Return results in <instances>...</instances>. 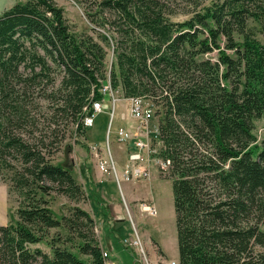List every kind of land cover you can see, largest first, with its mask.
<instances>
[{
  "label": "trees",
  "instance_id": "trees-1",
  "mask_svg": "<svg viewBox=\"0 0 264 264\" xmlns=\"http://www.w3.org/2000/svg\"><path fill=\"white\" fill-rule=\"evenodd\" d=\"M73 1L88 31L55 0L0 13V173L21 197L16 221L0 224V264H106L95 219L78 206L57 219L46 195L84 198L51 157L63 121L78 141L107 83L161 107L154 155L169 161L159 173L171 181L177 264H264V140L253 132L264 115V42L249 26L264 35V0ZM180 12L191 16L174 19ZM60 226L68 234L51 253L31 248ZM75 239L87 258L70 250Z\"/></svg>",
  "mask_w": 264,
  "mask_h": 264
},
{
  "label": "rangeland",
  "instance_id": "rangeland-1",
  "mask_svg": "<svg viewBox=\"0 0 264 264\" xmlns=\"http://www.w3.org/2000/svg\"><path fill=\"white\" fill-rule=\"evenodd\" d=\"M19 0H0V13L9 8L12 4ZM24 1V0H21ZM56 4L62 7L64 16L68 19L69 23L73 26L77 32L88 31L89 22L87 21L85 15H83V10L74 3L73 0H55ZM211 0H206L207 4ZM191 14H177L174 19L184 20L189 18ZM249 26L256 29V37L264 42V35L260 33L259 25L255 22H249ZM216 58V52L213 51L203 57ZM111 52L108 53L107 63L111 60ZM115 97L120 98V102L116 104V112L112 125V132L109 137L111 152L116 158V148L119 145L116 142L114 130L116 124L119 123V113L123 108L124 114H129V104L124 99L120 91H114ZM112 98L107 97L104 100L106 109L103 108L101 111L95 114L94 123L88 127L85 132H81L78 135V141L73 138L75 136V127L73 123H69L66 126L65 121L60 126L63 131H65V136L61 147L58 151L54 153L51 157V162L55 165H65L69 166L71 169V176L75 178V181L81 186L84 191V198L78 200L70 198L66 195L56 194L51 192L46 195L48 205L52 211V214L57 219H61L62 216L68 215L69 212L76 206L87 211L96 221V232L97 237H99L102 247L106 250L107 260L106 264H172V262H177L173 259V255L177 256V241H176V227L173 209V195L171 181L164 179L161 175L160 170L157 166L150 164L149 175L146 178H142V181L137 182V186L134 190V196L142 198L135 202H126L122 199L120 195V190L114 184L115 192L118 195V203H116L120 210L119 216L110 212L113 208L112 204L109 202L103 203L100 198V193L95 191L92 184V175H97V173H102L103 176L109 178H115L114 172L111 167H109L108 172H103L99 170L97 159L98 157H103L110 159L111 156L109 151H105L106 146V130L109 124L110 113L112 112ZM46 100L40 99V105L48 109ZM147 103L151 106L154 112L153 122L158 123L161 118V107L154 102L146 99ZM123 104V105H122ZM112 107V108H111ZM159 109V113L157 110ZM112 115V113H111ZM157 126V124H156ZM257 144L260 145L262 140H264V115L255 120L254 130H253ZM127 144V143H126ZM89 146V147H88ZM103 146V147H102ZM91 147V148H90ZM96 150V154L91 151ZM69 151L72 150V151ZM92 149V150H91ZM91 150V151H90ZM125 150V151H124ZM127 149L119 148L118 157L124 162L125 153ZM84 157V163L79 164L77 161L78 157ZM129 159V158H128ZM83 160V158H82ZM128 160L127 162H129ZM73 162V163H72ZM129 165V164H128ZM119 167V165H118ZM119 169V168H118ZM126 169V168H125ZM125 170L122 173V177ZM92 174V175H91ZM99 174V175H100ZM102 176V175H101ZM120 176V175H119ZM122 177L120 176V181L122 182ZM155 177L156 179H151ZM9 176L5 173H0V224H6L16 221L17 219V208L19 206L21 197L16 191H9L11 186V181L8 179ZM96 178V177H95ZM151 179V180H150ZM117 181V180H116ZM113 182H115L113 180ZM149 184H146V183ZM92 184V185H91ZM147 186V187H144ZM93 189H92V188ZM154 194L153 199H150L148 195ZM147 194V197H143ZM87 195V196H86ZM153 205L157 211L155 215H151L144 209V206ZM108 208H107V206ZM115 205V206H117ZM117 206V208H118ZM123 218V222L116 218ZM122 220V219H121ZM125 227L128 228L125 230ZM123 228V229H122ZM264 228V225L262 229ZM68 231L65 227L60 226L57 228H51L47 235L43 238V241L34 245L31 248L40 247L44 252L51 253V243L55 241L56 244H60V240L65 238ZM120 237L116 240L115 237ZM75 242L71 246V251L75 252L78 257L87 258L86 256L80 254L75 246L80 243V240L75 239ZM137 241V242H135Z\"/></svg>",
  "mask_w": 264,
  "mask_h": 264
},
{
  "label": "built area",
  "instance_id": "built-area-1",
  "mask_svg": "<svg viewBox=\"0 0 264 264\" xmlns=\"http://www.w3.org/2000/svg\"><path fill=\"white\" fill-rule=\"evenodd\" d=\"M102 93L111 97L114 102L117 97L114 95V91L110 88V84H104L103 87L100 88ZM129 102L130 114L134 119V123L130 128L120 127L118 129V139L120 142L129 143L133 142L134 150L128 152L129 165L126 167L125 172L123 174L124 179H141L146 178L149 175V164H153L161 169H165L169 161L168 160H160L157 158L154 153L156 150V146H154L153 142L157 139V127L155 130V134L151 135V131L148 130V123L153 118L152 109L146 104H144V100L140 97H132V98H124ZM104 98L99 100H94L91 103V113H87L83 118V124L85 128L93 125L95 114L101 111L104 107ZM96 150L92 151L96 154ZM111 159V158H110ZM110 159H106L103 157H98L97 164L99 170L103 172H108L109 167H111L112 171H115V167L113 162ZM144 209L151 215L156 214L155 207L153 205L146 204ZM137 242V241H135ZM105 256L106 253H103ZM175 264V262H172Z\"/></svg>",
  "mask_w": 264,
  "mask_h": 264
},
{
  "label": "crops",
  "instance_id": "crops-1",
  "mask_svg": "<svg viewBox=\"0 0 264 264\" xmlns=\"http://www.w3.org/2000/svg\"><path fill=\"white\" fill-rule=\"evenodd\" d=\"M107 98V97H106ZM120 98H116L115 99V101L113 102L112 101V106L114 107V108H112V115H111V113H110V119H109V124H108V126H107V130H106V146H105V151H109V154H110V156H111V161L113 162V165H114V167H115V171H114V175L116 176V179L115 178H109V177H107V176H103V174L101 173H97V175L95 176V175H92V184H93V188H95L94 190L95 191H98L100 194V198H101V200L103 201V203H107V202H109V205H111L112 204V206H113V208H112V210L110 211V212H112V213H114L115 215H120V214H118V213H120V211H116L117 209L118 210H120V208H119V206L116 204V203H118V195H117V192H115V188L113 187L114 186V184L116 183V187H118L119 188V190H120V195H121V197H122V199H124V201H125V203L126 202H135V201H137V200H139V199H141L142 200V198H137V197H135L134 196V190H135V187L137 186V182L138 181H142V178L141 179H124V177H122V173H123V171L125 170V168L128 166V164H129V162H127L129 159H128V152H130L131 150H134V148H133V142H129V143H124L123 144V142H120L119 141V139H118V129L120 128V127H125V128H130L131 126H132V124L134 123V119H133V117L131 116V114H130V109H129V114L127 113V115L126 114H124V112H122L123 111V108H124V106H123V108L121 109V111H120V113H119V123L118 124H116V127H115V130H114V134H115V139H116V142L119 144L118 146H117V148H116V154H117V156H116V158L113 156L114 154L111 152V147H110V139H109V137H110V135H111V132H112V123H113V120H114V117H115V112H116V104L118 103V102H120ZM122 100H124V101H127L128 102V100H125V99H122ZM128 104H129V102H128ZM123 105V104H122ZM106 107H107V105L104 107L105 109H106ZM108 108V107H107ZM94 123V122H93ZM157 124V123H156ZM156 124H154V122H153V118L149 121V123H148V130L149 131H151V135H154L155 134V130H156ZM85 129H87V128H85ZM89 147V146H88ZM103 147V146H102ZM91 148V147H90ZM119 148H125V149H127L126 150V153H125V160H124V162L122 161V160H120L119 159V157H118V154H119V151H118V149ZM97 149V148H96ZM92 150V149H91ZM90 150V151H91ZM68 151H69V149H68ZM70 151H72V150H70ZM69 151V152H70ZM107 151V152H108ZM125 151V150H124ZM71 153V152H70ZM91 153H92V151H91ZM81 156V155H80ZM82 158H83V160H82ZM77 161H79L78 163L79 164H82L83 165V163L86 161H84V157H78V160ZM73 163V162H72ZM118 165H119V167H118ZM149 166H150V164H149ZM67 168L69 169V171H71V169H70V167L69 166H67ZM119 168V169H118ZM100 174V175H99ZM102 175V176H101ZM122 177V182L123 183H121V181H120V176ZM96 177V178H95ZM151 179H156L155 177H152ZM150 179V180H151ZM113 180L115 181V182H113ZM117 180V181H116ZM150 183V182H149ZM148 182L146 183V184H149ZM91 184V185H92ZM144 187H147V186H145L144 185ZM92 188V187H91ZM92 188V189H93ZM147 190H148V187H147ZM149 196V198L150 199H153L152 197H154V194L153 193H151V195H148ZM143 197H147V194L146 195H144ZM105 201H107V202H105ZM115 205H117L118 206V208H117V206H115ZM107 206V205H106ZM107 208H108V206H107ZM93 216V215H92ZM94 217V216H93ZM116 219H118V220H120V222L122 221L123 222V220H125V219H123V218H116ZM122 219V220H121ZM123 229V228H122ZM128 228H126L125 227V230H127ZM116 238V240H118L120 237L118 236V237H115ZM104 249V248H103ZM105 250V249H104ZM106 251V250H105ZM173 259H175V261L177 262V260H178V255L176 256V254H174L173 256Z\"/></svg>",
  "mask_w": 264,
  "mask_h": 264
}]
</instances>
